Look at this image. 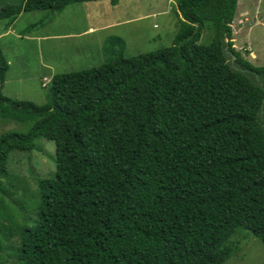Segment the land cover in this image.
<instances>
[{"label":"trees","instance_id":"trees-1","mask_svg":"<svg viewBox=\"0 0 264 264\" xmlns=\"http://www.w3.org/2000/svg\"><path fill=\"white\" fill-rule=\"evenodd\" d=\"M81 1L16 0L0 19ZM236 1L175 0L168 45L125 55L109 35L103 62L53 74L39 104L2 93L0 50V118L30 121L0 133V178L10 151L54 146L32 222L0 209V264H222L240 231L264 249V66L231 47Z\"/></svg>","mask_w":264,"mask_h":264},{"label":"rangeland","instance_id":"rangeland-1","mask_svg":"<svg viewBox=\"0 0 264 264\" xmlns=\"http://www.w3.org/2000/svg\"><path fill=\"white\" fill-rule=\"evenodd\" d=\"M16 0H0L14 3ZM175 0H108L72 2L51 15L47 10L22 11L0 37V50L8 62L2 93L17 100L44 102V90L55 73L87 68L103 62V40L117 35L124 41V54L168 45L175 28ZM231 26V47L251 64L264 66V0H237ZM5 19H0V32ZM17 34V35H16ZM1 35V34H0ZM207 39L206 35H202ZM30 121L0 118V133L25 131ZM38 148L12 150L8 154L9 175L1 177L0 209L13 222L30 223L35 217L36 178L54 170V146L38 138ZM17 241L11 235V247ZM233 251L222 264H264L261 242L249 232L230 237Z\"/></svg>","mask_w":264,"mask_h":264},{"label":"crops","instance_id":"crops-1","mask_svg":"<svg viewBox=\"0 0 264 264\" xmlns=\"http://www.w3.org/2000/svg\"><path fill=\"white\" fill-rule=\"evenodd\" d=\"M20 14H21V13H20ZM20 14H18V16H19ZM18 16H17V17H18ZM8 28H10V26H8V27L5 28V29L3 28V31L0 32V34H1L0 37L3 36V34L5 33V31L8 30ZM16 35H17V34H16ZM5 80H6V79H5ZM5 82H6V81H4V83H5ZM4 83H3V84H4Z\"/></svg>","mask_w":264,"mask_h":264}]
</instances>
